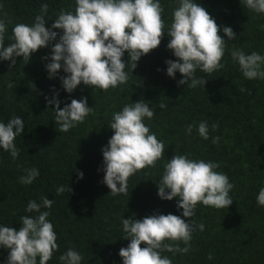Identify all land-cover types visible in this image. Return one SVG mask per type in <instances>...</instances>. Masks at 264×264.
Listing matches in <instances>:
<instances>
[{
  "label": "trees",
  "instance_id": "1",
  "mask_svg": "<svg viewBox=\"0 0 264 264\" xmlns=\"http://www.w3.org/2000/svg\"><path fill=\"white\" fill-rule=\"evenodd\" d=\"M194 2L216 20L221 26L219 34L226 40L224 67L211 74L200 69L195 73L206 79L205 86L180 85L178 81L184 77L179 71L174 78L167 74L166 61L178 59L167 47L170 37L166 31L179 0H160L165 21L161 44L142 56L133 71L130 65L126 67V83L107 91L81 83L68 93L60 79L67 75L63 68L49 78L46 65L59 36L34 52L28 63L23 57H17L14 66L0 60V122L6 124L19 116L25 123L24 132L14 140L20 150L18 158L14 160L0 148V225L19 230L22 216L35 215L25 211L30 200L52 199L50 209H41L50 212L47 219L57 235L58 250L48 264H62L59 257L69 248L81 254V264H123L119 251L130 241L124 239L122 219L169 213L186 222L194 220L197 226L204 224L203 231L193 230L188 252L161 253L172 264H264V206L257 203L264 187V79L245 78L231 55L233 49H242L245 54L255 51L264 56V13L244 7L241 0ZM45 3L49 6L45 27L49 29L61 10L74 13L76 9V0H0V20L8 22L5 47L12 43L14 26L32 25ZM223 27H231L236 39L229 40ZM53 30L63 35V30ZM122 59L128 62L129 54L125 52ZM56 93L61 108L72 99L87 97L93 112L68 132H59L55 105L46 100ZM141 100L154 111L153 118H144V123L164 143V155L155 167H145L129 177L127 194L114 196L102 182V149L114 134L110 128L113 113ZM160 103L166 107L161 108ZM202 121L209 126L207 140L198 133ZM213 124L218 128L212 129ZM188 125H193L191 135L186 132ZM216 137L219 142L213 143ZM175 154L218 163L216 171L226 174L234 185L229 193L233 204L217 209L198 203L195 216L185 218L183 209L177 207L179 197L161 199L158 184L165 164ZM31 168L38 169L39 176L30 185L21 184L19 177ZM79 172L84 174L82 179ZM61 186L66 191L57 194ZM165 243L188 246L183 241ZM8 255L9 250L0 247V264H7Z\"/></svg>",
  "mask_w": 264,
  "mask_h": 264
},
{
  "label": "clouds",
  "instance_id": "2",
  "mask_svg": "<svg viewBox=\"0 0 264 264\" xmlns=\"http://www.w3.org/2000/svg\"><path fill=\"white\" fill-rule=\"evenodd\" d=\"M241 2L256 13H264V0ZM48 7L46 3L41 6L42 14L35 17L32 25L16 24L10 38L12 43L7 47L4 45L8 22L0 20V60L11 61L14 66L16 58L23 57L28 63L34 52L47 47L59 36L52 47L51 62L46 67L49 78H54L63 68L67 75L60 79L68 93L81 83L104 91L126 83L129 78L126 67L130 65L133 71L142 56L159 47L165 33L164 8L160 0H76L75 12L61 10L51 29L45 27ZM172 15L171 26L166 31L170 37L167 47L178 59L166 61L167 74L174 78L179 71L184 77L178 81L180 85L205 86L206 79L195 75L197 69L211 74L224 67L221 60L226 40L219 34L221 26L194 0H179ZM53 29L63 30V35ZM223 32L229 40L236 39L231 27H223ZM125 52L129 54L128 62L122 59ZM231 55L245 78L264 79V56L255 51L245 54L242 49H233ZM8 87L12 88L13 84L9 83ZM58 95L46 97V100L49 105H55L59 132H68L93 112L87 97L72 99L61 108ZM159 106L166 107L164 103ZM153 116L154 111L142 100L113 113L110 128L114 134L102 149L105 173L102 182L111 190V195L127 194L129 177L145 167H155L163 157L164 143L144 123V118L152 119ZM24 128V120L19 116L12 117L6 124L0 122V148L10 152L14 160L20 151L14 140ZM217 128L218 124L212 125V129ZM192 131L193 125H188L187 134L191 135ZM198 133L203 139H209L207 121L199 123ZM219 139L214 138L213 143H218ZM164 167L158 195L169 201L179 197L177 207L183 209V217H194L198 203L217 209L233 204L229 193L234 185L226 174L216 171L218 163L175 154ZM25 172L26 175L19 177L21 184L30 185L39 176L36 168L25 169ZM78 175L82 179L84 174L79 172ZM65 191L64 186L57 188V194ZM69 191L72 192V188ZM53 203L47 196L41 203L30 200L25 211L35 215L22 216L19 230L0 225V247L9 250L7 264H37L38 257L39 264H48L54 251L58 250L57 235L47 219L50 212L41 209H50ZM257 203L264 206V187L259 190ZM122 225L126 234L124 239L130 241L119 251L123 264H172L171 259L161 253L188 252L193 230L196 227L204 230V224L197 226L194 220L186 222L171 213L143 219L123 218ZM166 240L183 241L188 246L180 248L178 244L165 243ZM142 244L146 246L141 247ZM208 258L213 257L209 255ZM59 259L62 264H81L82 256L69 248Z\"/></svg>",
  "mask_w": 264,
  "mask_h": 264
}]
</instances>
